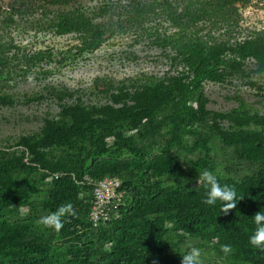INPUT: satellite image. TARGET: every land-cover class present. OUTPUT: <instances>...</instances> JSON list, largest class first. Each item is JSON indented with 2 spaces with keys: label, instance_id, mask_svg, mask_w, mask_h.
Instances as JSON below:
<instances>
[{
  "label": "rangeland",
  "instance_id": "1",
  "mask_svg": "<svg viewBox=\"0 0 264 264\" xmlns=\"http://www.w3.org/2000/svg\"><path fill=\"white\" fill-rule=\"evenodd\" d=\"M139 1L150 0H67L65 3L9 0L18 6L23 3V9L18 10L16 6L17 11L10 14L8 10L1 12L0 35L19 48L14 52L17 56L37 50L49 55L26 73L18 70L3 90L0 87V190L5 181L16 186L23 184L20 190L26 197L24 201H16L0 211V221L14 222L13 227L16 224L23 226L18 238L28 244L24 251L27 260L33 261L31 256L39 252L37 258L47 261L51 257L53 264H57L71 257L70 248L84 246L82 255L88 256L89 264H105L111 244L104 238L110 234L112 225L100 226L96 230L88 219V203L97 180L115 177L120 184L127 182L147 200L122 215L120 225L123 231L119 230V233L135 230L143 221L156 216L163 227L160 247L176 254V264L189 246L201 250L203 264H246L226 256L215 240L205 241L175 230L169 218L171 212L156 213L153 208L163 199L162 196L156 197L157 190L178 181L187 201L196 197L194 191L198 185L195 182L200 171L194 177H183L187 165L196 159H208L213 173L222 178L238 179L262 167L253 163L240 145L224 143L222 133L215 129L218 124L225 132L255 133L264 139V76L253 59L244 60L238 70L223 80L203 84L204 108L207 111L203 127L209 140L206 142L207 152L190 149L192 138L175 133L161 146L169 149L177 144L173 147L178 149L173 176L166 172L167 159L157 147L158 142L153 145L147 142L145 129L140 127L122 129L116 143L114 136H105L101 141L104 153L100 155H96L94 146L87 140L73 139L71 144H47L44 141L51 138L52 126L62 118L63 106L78 99L82 106H93L95 110L103 106L116 108L120 103H112L108 94L102 91L108 85L111 88L120 83L127 86L141 76L158 79L175 70L169 60L171 51L152 47L145 39L137 40L133 31L135 21L124 20L128 6L131 5L132 9L134 2ZM63 13L82 14L102 28L119 23L124 28H118L104 38L95 50L78 53L75 47L79 44L78 34H56L52 27V17ZM7 15L11 21L2 23ZM238 30L241 34L264 30V0H249L238 10ZM11 53L13 51L8 54ZM38 68L48 72L40 73ZM124 103L132 104L128 99ZM66 119L64 125H67ZM108 152L120 165L112 171L108 168L99 170L95 164L101 159L107 160ZM147 155H150L151 164L145 169L139 157L144 159ZM91 157L95 163H91ZM55 176L62 184L54 183ZM122 196L121 202L124 199L132 205L138 200L132 190H123ZM69 202L76 215L65 218L59 233L38 225L41 217ZM44 249L49 251L48 257L42 253Z\"/></svg>",
  "mask_w": 264,
  "mask_h": 264
},
{
  "label": "trees",
  "instance_id": "2",
  "mask_svg": "<svg viewBox=\"0 0 264 264\" xmlns=\"http://www.w3.org/2000/svg\"><path fill=\"white\" fill-rule=\"evenodd\" d=\"M55 1L65 3L67 0H52V3ZM248 2L249 0H150L134 2L132 9L129 5L124 20L135 21L133 31L137 40L145 39L152 47L171 51L169 60L175 70L158 79L144 75L127 86L120 83L111 88L108 85L102 91L108 94L112 103H120L116 108L103 106L95 110L93 106H82L78 99L63 106L62 118L57 125L52 126V133L49 135L51 138L44 141L47 144H71L73 139L87 140L89 145L94 146L96 155H100L104 153V144L101 141L105 136H114L116 143L122 129L140 127L145 129L147 142L152 145L158 142L157 147L167 159L166 172L173 176L178 156V149L173 147L177 144L169 149L161 146L175 133L180 137L192 138L190 149L207 152L206 142L209 140L203 127L207 114L204 108L203 84L207 81L223 80L248 59L255 61L264 76V30L244 34L238 30V10ZM16 6L18 10H22L24 4L18 6L14 2H8L6 5L0 3V14L7 10L9 14L17 11ZM9 21L11 18L7 15L2 23ZM50 21L56 34H78L79 44L75 46L78 53L95 50L104 38L118 28H124L122 23L102 28L82 14L63 13L54 15ZM18 50L10 39L5 40L0 35L1 90L15 74L17 75L18 70L26 73L49 55L48 52L37 50L28 55L17 56L14 52ZM11 51L13 53L8 54ZM38 69L43 74L48 72L42 68ZM126 99L131 100L132 104H125ZM64 118H67V125H64ZM148 129L153 130L147 131ZM215 129L222 133L224 143L231 146L240 145L243 147V153L250 157L253 163L262 165L255 173L238 179L217 175L222 185L234 187L237 196L243 195L244 198L237 202L235 209L225 215L220 211L219 201L212 206L202 203L205 189L199 185L194 191L196 197L187 201L178 181L157 190L156 197L162 196L163 199L153 209L156 213L171 212L169 218L175 230L193 234L201 240H215L220 247L224 244L231 245L233 251L227 256L233 259L246 264H264V251L253 248L248 243L253 228L252 215L256 211L264 212V139L255 133L225 132L218 124ZM176 138L180 142V138ZM160 141L163 143L160 144ZM106 154L110 155L109 152ZM139 159L143 161L145 169H148L151 164L150 155ZM91 163H95L92 157ZM95 165L99 170L105 171L108 168L112 171L120 162L109 156L107 160L101 159ZM204 169L213 171L211 162L206 158L196 159L187 165L183 177H194L195 173ZM54 179L55 184H62L57 176ZM5 182L0 190V211L16 201L26 199L23 190H20L23 184L16 186L9 181ZM121 187L124 192L132 190L138 200L132 205L123 199L117 216L95 227L98 230L100 226L112 225L110 234L104 238L111 244L105 264H176V254L168 253L160 247L163 227L156 216L143 221L135 230L118 232L123 231L120 225L122 215L147 201L140 192L130 188L127 182H121ZM12 224L0 221V264H53L51 257L47 261L37 258L39 252L31 256L33 261L27 260L24 251L28 244L20 242L18 238L23 226L16 224L13 227ZM84 250V246H76L73 250L70 248L71 257L57 264H89L88 256L82 255ZM42 253L46 257L49 256L47 249Z\"/></svg>",
  "mask_w": 264,
  "mask_h": 264
},
{
  "label": "clouds",
  "instance_id": "3",
  "mask_svg": "<svg viewBox=\"0 0 264 264\" xmlns=\"http://www.w3.org/2000/svg\"><path fill=\"white\" fill-rule=\"evenodd\" d=\"M195 185L205 189L202 203L205 205H215L217 201L221 203L220 211L227 215L235 209L237 202L244 198L243 195L237 196L234 187L227 184H221L213 171L204 169L196 179ZM76 212L73 205L69 203L61 204L58 208L48 215L41 217L37 223L44 228L52 229L59 233L63 228L65 218L75 216ZM251 223L253 228L248 237V243L256 249L264 251V212L256 211L252 215ZM247 231V229H246ZM183 235V233H181ZM221 252L226 256L231 254L233 248L231 245H221ZM179 264H203L201 260V250L197 247L189 246L188 250L181 255Z\"/></svg>",
  "mask_w": 264,
  "mask_h": 264
},
{
  "label": "built area",
  "instance_id": "4",
  "mask_svg": "<svg viewBox=\"0 0 264 264\" xmlns=\"http://www.w3.org/2000/svg\"><path fill=\"white\" fill-rule=\"evenodd\" d=\"M8 1L0 0V3L6 5ZM122 195L120 181L115 177H104L93 184L88 208V219L93 227L117 216Z\"/></svg>",
  "mask_w": 264,
  "mask_h": 264
}]
</instances>
